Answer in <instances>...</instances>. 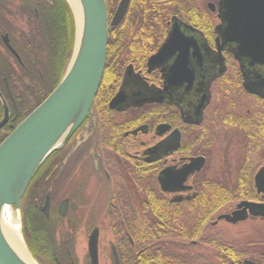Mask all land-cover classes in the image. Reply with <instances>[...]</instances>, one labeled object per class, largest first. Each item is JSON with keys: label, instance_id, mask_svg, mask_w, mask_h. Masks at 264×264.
<instances>
[{"label": "flooded vegetation", "instance_id": "1", "mask_svg": "<svg viewBox=\"0 0 264 264\" xmlns=\"http://www.w3.org/2000/svg\"><path fill=\"white\" fill-rule=\"evenodd\" d=\"M219 1L206 0L202 7L194 0L168 1L165 9L176 12H168L163 36H153L155 51L151 56L167 39L172 19L191 28L178 29L182 45L189 47V77L184 80H189V85L185 82L177 87L164 85L162 68L147 71V61L144 69L125 65L120 68L119 76L110 75L114 71L111 66L109 76L104 74L108 64L106 55L99 98L91 112L65 146L40 166L21 199L22 234L39 264H90L88 243L93 237L97 238L98 264H103L105 256L108 264H134L141 252L137 248L138 238L151 239L160 229L164 237L159 242L175 257L205 258L181 250L186 243L205 245L213 249L217 263L219 250L215 245L220 242L229 246L228 256H235L236 264L245 261L260 264L248 257L242 243L225 241L223 230L210 233L223 223L237 226L247 221L264 222L250 215L236 222L218 219L221 216L231 219L242 209L237 208L242 202L264 204V196L257 194L253 185L254 175L264 168V162L252 172V187L258 198L255 201L227 203L226 194L232 193L234 186L224 188L212 179L203 178L207 157L200 154L202 131L207 122L218 118V113L207 115L215 87L222 81L228 82L251 99L264 102V98L244 90V86L254 83L264 89V65L251 64L249 59L239 57L233 42L223 45L219 36L223 29L217 28L221 25ZM58 2L0 0V97L8 112L6 122L0 127V144L36 108L44 92L41 86L55 75L57 62L71 58L73 21L70 17V48L69 38L66 45L62 42L63 32H58L60 23L55 24L60 13L64 16ZM111 32L108 28L107 42ZM195 52L200 58L192 57ZM174 60L175 56L166 62L165 71ZM127 69L130 74L125 75ZM206 96L208 102L201 109ZM1 99L0 122L4 117ZM253 121L247 123V119L229 116L226 124L242 132L247 145L257 139V145L262 143L264 147V112L257 123ZM198 157L204 159L203 167L187 174L190 160ZM34 216L46 223L49 234L53 229L69 232L70 237L57 236L61 231L56 233L61 242L56 249L64 248L68 259L63 256L61 261L52 263V254L48 256L36 247L27 227L28 223L35 227ZM81 238L86 248L79 262L76 251ZM103 239L109 243L106 255L100 247ZM63 240L66 244H62Z\"/></svg>", "mask_w": 264, "mask_h": 264}, {"label": "water", "instance_id": "2", "mask_svg": "<svg viewBox=\"0 0 264 264\" xmlns=\"http://www.w3.org/2000/svg\"><path fill=\"white\" fill-rule=\"evenodd\" d=\"M129 2L130 0H120L109 21L104 0H77L80 12L79 27L72 9L66 2L74 26L73 52L66 70L52 93L0 144V264H28L3 235L1 227L3 210L14 208L19 211L21 199L41 164L52 153L63 148L88 116L103 77L108 26L115 27L120 24L126 15ZM218 18L221 25L217 28L223 29L222 34H219L223 45L233 42L237 45L236 52L239 57L249 59L251 64L264 65V0H220ZM170 27L165 42L147 60V71L162 68L164 85L177 87L182 82L189 85V80L184 81L189 77L187 68L189 47L182 45L178 29L191 28L180 25L175 19H172ZM174 56V63L165 71L164 65ZM192 57L197 59L200 55L195 52ZM220 63L223 64L222 57ZM223 71L224 69L220 71V75ZM127 74H130L128 69L125 75ZM205 88L208 94L207 86ZM244 90L264 98V89H261L259 84L244 86ZM208 97L203 98L201 109L206 106ZM1 102L4 117L0 127L8 118L2 99ZM203 165L202 157L193 158L186 167V173L199 171ZM158 179L162 185L161 175ZM253 185L256 193L264 196V168L254 175ZM237 208L242 209L234 213L231 219L228 216H221L218 219L236 222L245 220L250 215L264 220V204L242 202ZM23 246L30 260L38 264L26 246L24 244ZM88 253L90 264H98L96 237L90 239ZM114 257L118 263L115 250ZM244 264L254 263L245 261Z\"/></svg>", "mask_w": 264, "mask_h": 264}, {"label": "trees", "instance_id": "3", "mask_svg": "<svg viewBox=\"0 0 264 264\" xmlns=\"http://www.w3.org/2000/svg\"><path fill=\"white\" fill-rule=\"evenodd\" d=\"M104 1L106 4L108 17L110 19L119 0ZM168 1L170 0H130L126 15L120 22V24L115 27L109 26V29H111L112 32L110 34V38L108 39L107 47V73L104 72V74L109 75L108 69L111 66H113L112 68L114 69V71L112 73L110 72V75L113 76H119L121 74L120 68L123 69V67L127 64H133L139 69H144L145 62L155 51L154 45L152 44L153 36L158 37V35H161L162 37V31L166 29V22L169 17L168 12H170L169 10L167 11L165 9V6L167 5ZM58 3L59 7H62L61 9L64 10V16H62L60 13L59 17L55 18V24L60 23L61 29H58V32H63L62 42H64L66 38L68 41L69 38L71 48V16L69 14V11H67L63 0H59ZM172 11L173 10H171L170 14L176 12ZM116 29H121L122 31L114 32ZM66 43L67 42L65 41V45ZM65 45L63 46L65 47ZM66 60L57 62V70H55V75L50 78V80L46 81L43 86H41V90H43L44 92L35 107H37L59 83L64 73L66 64L68 62V59ZM110 62L113 63L109 66ZM97 98H99V94L95 98L96 101ZM23 117L24 116H22L20 119H22ZM252 172L253 168L251 162L247 158L239 170L237 181L233 187L232 193L226 194V197L228 199L227 203L237 202L241 200L255 201L258 199L255 195L251 183ZM32 221L36 222L35 227L33 228L29 223L27 224V227L28 230L32 232V241L35 243L36 247L40 251H44V253L46 255L48 254V256L52 254V263H55V261H61L63 256L68 259L64 248H62L60 251L56 249V247L58 246L57 244H59L60 242L58 241L59 239L56 237V233L57 231H61L57 236L63 235L64 237H70L69 232H63L64 229H53L49 234L47 229H45L46 223L42 219L41 221H39V217L34 216L32 218ZM144 230H147V228H144ZM73 235H75V230ZM150 237L151 239H148L146 237H139V245L135 241L136 246H139H137L138 251L141 252L134 264H198V262L200 261H206L204 258L201 257H175L173 253L167 250L164 244L159 242L164 237L162 229H160V231H158L157 233H153ZM62 244H66V242L63 240ZM215 246L219 250L217 264H230L232 262L234 264L237 263V259L234 258L235 256H233V258H230L228 256V245L217 242ZM68 249L71 253L70 256H73L74 253L72 251V248L69 247ZM32 253L35 254L34 252Z\"/></svg>", "mask_w": 264, "mask_h": 264}, {"label": "rangeland", "instance_id": "4", "mask_svg": "<svg viewBox=\"0 0 264 264\" xmlns=\"http://www.w3.org/2000/svg\"><path fill=\"white\" fill-rule=\"evenodd\" d=\"M205 1L194 0L198 7L204 6L206 4ZM263 112L264 102H258L246 96L236 85L222 81L215 87L213 102L208 109L207 115L209 113H218V118L207 122L202 131L204 135L200 154L203 153L207 157L203 178L212 179V181H216L222 187L230 189L236 184L239 170L246 156L249 155L253 171L261 166L264 162V147L262 143L258 146L257 139H255V141L247 145L244 134L233 126H228L226 119L229 116L239 119L244 118L247 119V123L252 122L254 119L253 122L255 123ZM11 213L19 222L23 237L21 214L14 210ZM211 230H209L211 234L215 231L222 233L223 230L224 236L222 238L225 241L242 243L241 246L248 251V257L251 260H258L260 264H264V222L260 220L247 221L237 226H229L223 223ZM21 239L27 248L26 239L24 237ZM100 247L104 255L109 252V243L106 240L103 239L101 241ZM85 248L84 239L81 238L76 251L79 262H81V257L85 254ZM181 250L205 257L206 261H200L198 264H217L213 249L209 246H191L186 243V247L181 248ZM28 252H30L29 249ZM103 258V264H108L106 256Z\"/></svg>", "mask_w": 264, "mask_h": 264}, {"label": "bare ground", "instance_id": "5", "mask_svg": "<svg viewBox=\"0 0 264 264\" xmlns=\"http://www.w3.org/2000/svg\"><path fill=\"white\" fill-rule=\"evenodd\" d=\"M66 2H68L70 8L72 9L75 19L77 21V26L79 27L78 15L80 14V12L77 5V0H66ZM1 227L3 235L5 236L9 244L13 247V249L17 252V254L28 264H34L30 260L27 251H25V248L22 244L20 224L17 219L12 216V213L9 208H5L3 210L1 218Z\"/></svg>", "mask_w": 264, "mask_h": 264}]
</instances>
